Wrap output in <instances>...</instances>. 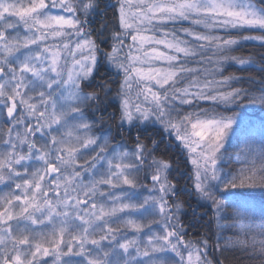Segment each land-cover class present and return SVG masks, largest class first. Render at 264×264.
<instances>
[{"label": "snow or ice", "instance_id": "6c2138e0", "mask_svg": "<svg viewBox=\"0 0 264 264\" xmlns=\"http://www.w3.org/2000/svg\"><path fill=\"white\" fill-rule=\"evenodd\" d=\"M0 264H264V0H0Z\"/></svg>", "mask_w": 264, "mask_h": 264}, {"label": "rangeland", "instance_id": "374dc122", "mask_svg": "<svg viewBox=\"0 0 264 264\" xmlns=\"http://www.w3.org/2000/svg\"><path fill=\"white\" fill-rule=\"evenodd\" d=\"M259 117L260 116H256V117L254 116L253 117L252 127L249 129V133H248L247 137H243L242 136V137L236 138V140H237V142L239 144L238 152L242 148H244L246 142H251V140H255L256 144L257 145L259 144V141H260V138H261L260 132L262 131V129H261L262 128L261 127V121H260ZM239 166H240V164H239V162H237V166L236 167H239ZM240 191H244V190H240ZM256 191H257V195H258L259 190H256ZM237 199L244 200L246 198L245 197H237ZM251 203H252V205L254 206V209H255V206L257 205V198L254 201H251ZM257 209H261V206L259 204H258ZM259 212H260V210H258V214H259Z\"/></svg>", "mask_w": 264, "mask_h": 264}, {"label": "trees", "instance_id": "16d2710c", "mask_svg": "<svg viewBox=\"0 0 264 264\" xmlns=\"http://www.w3.org/2000/svg\"><path fill=\"white\" fill-rule=\"evenodd\" d=\"M109 15H111V13H109ZM106 47H109V46H106ZM248 51L249 49L248 48H245L243 50L242 53H237L238 55H247L248 54ZM228 71H232V69H229ZM227 74V73H225ZM261 114L259 112L256 113L255 117L256 116H260ZM255 121V120H254ZM262 129V128H261ZM261 131V130H260ZM260 135H261V132H260ZM238 149H239V144L237 142V140L235 139L233 141V143L231 144L230 146V156H231V162L234 164V166L236 167L237 166V161H236V153L238 152ZM257 205L255 206V211L257 212L258 214V210L260 209H257L258 207V204L261 206V198H260V195H259V192H258V195H257ZM193 235H196V233H193Z\"/></svg>", "mask_w": 264, "mask_h": 264}]
</instances>
